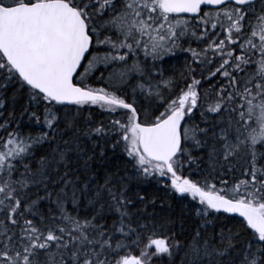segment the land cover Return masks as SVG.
<instances>
[{"label":"snow or ice","instance_id":"snow-or-ice-1","mask_svg":"<svg viewBox=\"0 0 264 264\" xmlns=\"http://www.w3.org/2000/svg\"><path fill=\"white\" fill-rule=\"evenodd\" d=\"M0 264H264V0H0Z\"/></svg>","mask_w":264,"mask_h":264},{"label":"trees","instance_id":"trees-1","mask_svg":"<svg viewBox=\"0 0 264 264\" xmlns=\"http://www.w3.org/2000/svg\"><path fill=\"white\" fill-rule=\"evenodd\" d=\"M187 59H188V57H186L185 54H177L175 57L169 59V61L168 60H167V62L165 61V63L163 64V68L166 71V74L175 73V74L179 75V73L184 71ZM205 87H208V85H205ZM21 103H23V101H21ZM17 112H19V108L17 109ZM96 118L97 119H103L104 117L97 116ZM25 131L26 132L32 131L33 134H38L40 129L39 128H26ZM109 155H111V153H109ZM155 191H156L155 187L149 188V192H155ZM158 195L163 196L164 194H163V192H160V193H158ZM171 205H172L173 214L179 215V209H180L179 201L173 200V201H171ZM157 211H160L159 207L157 208Z\"/></svg>","mask_w":264,"mask_h":264},{"label":"flooded vegetation","instance_id":"flooded-vegetation-1","mask_svg":"<svg viewBox=\"0 0 264 264\" xmlns=\"http://www.w3.org/2000/svg\"><path fill=\"white\" fill-rule=\"evenodd\" d=\"M193 47H195V45H193ZM177 54H183V53H177ZM171 59V58H170ZM167 60L169 61V59H166V62H167ZM165 73H166V71H165Z\"/></svg>","mask_w":264,"mask_h":264}]
</instances>
